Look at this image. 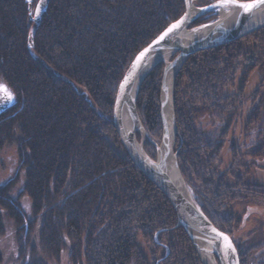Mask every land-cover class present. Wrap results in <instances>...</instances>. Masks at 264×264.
Returning a JSON list of instances; mask_svg holds the SVG:
<instances>
[{
  "label": "trees",
  "instance_id": "trees-1",
  "mask_svg": "<svg viewBox=\"0 0 264 264\" xmlns=\"http://www.w3.org/2000/svg\"><path fill=\"white\" fill-rule=\"evenodd\" d=\"M32 10V0H0V78L12 94L0 112V147L18 144L32 207L25 211L11 195V183L0 187V236L10 219L17 262L50 264L69 251L70 264H202L171 202L130 159L113 116L132 60L181 18L184 0H50L39 23ZM211 12L192 26L213 20ZM250 34L188 57L173 89L182 176L198 207L231 236L242 222L229 215L233 204L264 199V187L228 184L219 176L216 163L227 129L219 144L210 143L197 120L210 114L228 126L239 113L249 73L264 61V46L246 52L242 41ZM164 66L161 61L150 70L136 102L157 144ZM238 75V92L227 94ZM258 119L254 112L251 120ZM145 149L155 159L148 145ZM235 244L240 263L255 264L251 257L260 246Z\"/></svg>",
  "mask_w": 264,
  "mask_h": 264
},
{
  "label": "rangeland",
  "instance_id": "rangeland-1",
  "mask_svg": "<svg viewBox=\"0 0 264 264\" xmlns=\"http://www.w3.org/2000/svg\"><path fill=\"white\" fill-rule=\"evenodd\" d=\"M40 1L41 0H32V5H33L32 11H34V13ZM215 2H220V0H217ZM241 2H246V1H241ZM203 7L205 6H202L200 8H203ZM217 10H218L217 8H213L212 10L213 12L210 11L213 17L210 19H213L214 21H216L217 19L220 18V14L217 12ZM210 12H207V13H210ZM207 13H204L203 16H200L196 19H199L201 17L203 18ZM213 20L208 19L207 21H204L203 24L213 23L214 22ZM203 24L199 25L198 27L203 26ZM189 28L193 29L194 26H190ZM250 33H247V35L250 34L251 37L242 41L243 45L245 46V50L246 52H248L250 51L248 49H255L257 52H259V50H261V47L264 46V36H263L264 35V25L259 27L256 30L251 31ZM252 52L255 53L254 51ZM174 54H172L169 57L170 61H172L175 58V56L173 57ZM164 69H165V66H164ZM176 75L173 79V85H172V90H171L172 102H173V93H174L173 89H174ZM236 78L237 79L235 82V87L228 86L226 90L227 94L228 93L233 94V92L235 91L238 92L239 90L238 88L241 82L240 75H238ZM242 83H243V80H242ZM0 85L6 88V86L1 81V78H0ZM244 88H245V92H244L243 104L241 106L239 113L234 118L232 123H230L227 126L225 123H221L215 120V118L212 115L207 114V115L201 116L197 120V128L200 131V133L203 134V138L207 142L214 143V144H219V142L222 139L221 138L222 132L225 129H227L226 135L224 136V139L222 141L223 147L220 150L219 159L217 160L216 165L219 166L218 167L219 176L221 175L224 176V178H226L225 181L228 184H235L238 181H244L250 186L259 185V186L264 187V61H263V64L261 63L259 67L255 68L253 71L249 73V76H248V79H247V82ZM6 89L8 90V88ZM80 90L82 93H84L82 89ZM8 92L10 91L8 90ZM160 100H161V96H160ZM11 101L12 99L9 100L7 96L4 94V92L0 91V112L5 107L9 106ZM161 106H162V103H161ZM137 112H138V109H137ZM254 112H255L256 117L257 115L259 116V119L256 121L251 120V116ZM175 117H176V114H175ZM139 118L141 120L140 115H139ZM175 124H176V118H175ZM142 126L144 125L142 124ZM176 128H177V124H176ZM144 129H145V133L143 132V134L142 132H136L135 134L136 141L139 145H142L144 149H145V146L148 145V147L151 148V151H153V153H155L156 155L155 159L152 158V160L157 161L159 158L158 154L159 153L161 154L163 150L161 144L164 138L163 136L164 125L160 133L161 139L158 144L156 142H153L145 126H144ZM177 132L178 131H176V134H175L176 136H175V143H174V149H173L174 154H175V148H176L175 146L176 139L178 136ZM119 138L121 140L120 142H122V139L120 136ZM149 142H151L153 146L152 144H149ZM17 149H18V144L16 142H13L12 144H5L2 147H0V187L3 186V184L11 183L13 186L11 195L13 197H16L19 200V202L21 203V206L25 209V211L31 212V208H32L31 200L29 196L25 195V192H24L25 174H24V171L21 170L20 164L18 162L19 157H18ZM145 152L150 157L146 149H145ZM175 157H176V154H175ZM177 162H178V158H177ZM178 168H180L179 164H178ZM180 174H181V177L183 178L181 169H180ZM183 180L185 181L184 178ZM155 187L158 188L157 185H155ZM186 188L188 189V193H190L191 197L193 198L191 189H189L187 185H186ZM162 193L164 194L163 191ZM166 199L168 198L166 197ZM229 215H232V216L235 215L242 221L241 225L234 229L235 231L233 233V236L229 234L232 241L234 239V242L238 243L242 249H245L248 246H253V247L260 246L254 250V254L251 257V259L253 260V262H255V264H264V199L259 196H254L252 197V199H249V200L238 201L235 204H233V207L229 210ZM5 219H6L5 236L4 237L0 236V264H20L19 262H17L18 251H17V240L15 236L14 224L12 223V221H10V219L8 218H5ZM177 219H178V216H177ZM138 242H139V245L141 246L143 253L145 254V256L148 257L150 253L149 245L147 244L148 242L146 243L141 236L139 237ZM197 252L198 254H200L202 264H206L204 260L203 252H199L198 250ZM68 255H69V251H63L61 254V257L59 258V261L51 262L50 264H70ZM215 259L217 260L216 256H215ZM239 262H240V255H239ZM217 264H219L218 260H217Z\"/></svg>",
  "mask_w": 264,
  "mask_h": 264
},
{
  "label": "water",
  "instance_id": "water-1",
  "mask_svg": "<svg viewBox=\"0 0 264 264\" xmlns=\"http://www.w3.org/2000/svg\"><path fill=\"white\" fill-rule=\"evenodd\" d=\"M49 2L50 0H41L37 5L35 9V21L37 23L40 22L39 20L42 14L46 11L45 9L47 8ZM246 2H252V0H248ZM184 3L186 4V10L181 18H185V22L178 29L169 33L163 40H160L159 38L161 37V35H163V33H165L167 29L171 27V25L177 23V21H180L181 18L171 22L169 27L161 32L160 35L156 37V39H154L152 42H150L148 46L143 48V50L139 52V54L132 60L131 64L129 65V68L127 69L124 77L120 82L117 92L118 95L114 103V126L116 127L118 134L122 139V143L124 145V148H126L130 159L134 161L136 166L146 174L148 179L151 180L155 185H157L158 188L164 192L169 201H171L177 213L179 224H181L185 231L188 233L197 250L199 252H202L203 250H205L204 246L209 245L211 248L208 252L213 254V260L215 264H217V260L219 261V264H241L239 262V253L237 252L235 242L232 241L228 233L220 231L214 225V223L207 218L203 210L198 207L195 200H193L190 193H188L186 183L181 177L180 168H178L177 164V157H175L173 150L177 128L175 124V113L172 99L171 130L174 136L172 143L173 148L170 154L173 157V168H175L176 173L175 176L180 179V182L176 181L177 179H175L166 171L167 168L165 165V160L163 159L165 157H163L159 153L158 160L154 161L146 154L144 147L137 143L135 137L136 132L142 131V133H145V129L141 124L139 115L137 114L138 112L136 100L143 79L150 72L151 68L154 65L160 63L161 61H164L165 71L162 78L163 82L161 87L160 100V103H162V123L164 125V138L162 140L161 146L164 148L163 144L169 128L165 122L163 99L165 76L168 66H170L172 63H175L177 65L175 73L176 75L179 71L178 69L183 65L188 57L194 55V53L212 49L217 46L224 45L228 42L236 41L237 39L246 36L247 33H250L251 31L263 26L264 22L259 23L256 26H251L252 24L250 23V21L259 13V8H261L264 4H260L250 12H244L239 8L235 23H233L232 25L221 23L219 18L213 23H206L201 27H196L203 28L214 26L213 30H211L203 39L195 40L193 37H191L192 39H188L192 41L188 42L187 38L183 37V33L190 32L191 29L189 28V25L192 23V21L200 16H203L204 13L212 11L213 8H216L214 6L220 2H215L213 3V5L205 6L203 8L195 6V4H193V0H184ZM192 8L198 10V13L196 15H191ZM196 28L194 27L193 29ZM161 50L170 51L172 52V54L177 53V55L172 61L169 62H166L163 58H161L160 60H156L155 56ZM141 53H144L145 55L138 60V57L141 56ZM126 108H129V112H131V115H133L131 129L126 128L123 122V112ZM137 146L140 147L141 152L137 148ZM165 151H167V149H165ZM214 229L215 231H213ZM217 233H222L223 236H226L228 240L231 241L235 251L227 249L225 241L221 236H218ZM215 256L217 257V260L215 259Z\"/></svg>",
  "mask_w": 264,
  "mask_h": 264
},
{
  "label": "bare ground",
  "instance_id": "bare-ground-1",
  "mask_svg": "<svg viewBox=\"0 0 264 264\" xmlns=\"http://www.w3.org/2000/svg\"><path fill=\"white\" fill-rule=\"evenodd\" d=\"M218 10L217 12L220 14V21L223 24H227V25H232L233 23H235L236 20V16H237V12L239 10V8L237 7H228V8H224V7H216ZM258 14L256 16H254V18L250 21V23L252 24L251 26H256L259 23H263L264 22V5L259 8L258 10ZM198 13V10L195 8H192L191 11V15H196ZM189 26H192L191 24ZM198 27V26H197ZM196 28V27H195ZM214 26H208V27H203V28H196V29H191L190 32H184L183 33V37L187 38L188 42H191L192 40L188 39L193 37L195 40L197 39H203L204 37H206L208 35V33L213 30ZM224 28V27H223ZM222 36V34H221ZM192 39V38H191ZM186 40V41H187ZM172 55V52L170 51H164L161 50L160 52H158L155 56V59L160 60L161 58L165 59L166 62H169L170 59L169 57ZM176 67L177 65L175 63H172L170 66H168L167 68V73L165 76V86H164V90H163V99H164V114H165V122L168 125V133L166 134L167 136L165 137L164 140V148L162 147V153L161 155L165 158H163L165 160V165H166V171L173 176L175 179H177L176 181L180 182V179L177 178L175 175V168H173V159L172 156L170 154L173 146V135H172V124H171V117H172V113H171V96H172V85H173V79L176 73ZM129 108H126L123 112V122H124V126L128 129L132 128V121H133V115H131V112H129ZM142 132V131H141ZM143 134V133H142ZM137 148L140 150V147L137 146ZM165 149H167V151H165ZM205 250H203V254H204V260L206 262V264H215L214 260H213V254L209 253L208 251H210V246L209 245H205L204 246Z\"/></svg>",
  "mask_w": 264,
  "mask_h": 264
},
{
  "label": "snow or ice",
  "instance_id": "snow-or-ice-1",
  "mask_svg": "<svg viewBox=\"0 0 264 264\" xmlns=\"http://www.w3.org/2000/svg\"><path fill=\"white\" fill-rule=\"evenodd\" d=\"M260 4H264V0H252V2H241V0H220V3H218L214 7H224V8L237 7V8L242 9L244 12H250L252 9H254L255 7H258ZM184 22H185V18H181L180 21H177V23L171 25V27H169L167 31L163 33V35H161L159 39L163 40L169 33L178 29ZM144 55H145L144 53H141V56L138 57V60L142 58ZM0 91H3L9 100L12 99V94L8 92V90L4 86L0 85ZM213 231H215V229ZM217 235L221 236L222 239L225 241L227 249L235 251V249L232 246L231 241L228 240L226 236H223L222 233H217Z\"/></svg>",
  "mask_w": 264,
  "mask_h": 264
}]
</instances>
